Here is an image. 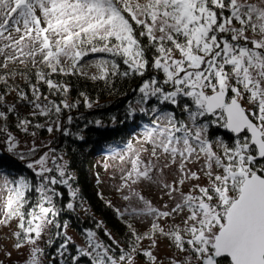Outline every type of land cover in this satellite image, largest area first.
Wrapping results in <instances>:
<instances>
[{
    "label": "snow or ice",
    "instance_id": "snow-or-ice-1",
    "mask_svg": "<svg viewBox=\"0 0 264 264\" xmlns=\"http://www.w3.org/2000/svg\"><path fill=\"white\" fill-rule=\"evenodd\" d=\"M0 41H7L0 47V84L5 86L0 108H6L0 110V132L6 137L0 148L18 156L38 178L33 183L24 175L0 177L5 193L0 226L18 221L13 246H31L25 264H42L44 250L37 240L47 226L61 227L54 218L59 216L56 198L64 194L56 186L66 185L73 200L79 195L70 183L74 177L68 161L59 162L62 155L53 148L38 155L35 141L27 153L18 152L20 142L8 130L10 114L21 131L28 133L32 126V120L19 115L18 103L31 107V117L49 118L35 125L49 133L60 128L64 110L78 107L81 101L70 102L69 85L54 80V74H80L106 84L115 77L137 76V104L155 98L159 105L128 109L129 115L150 111L155 118L138 138L139 147L129 141L119 150L128 167L121 170L117 191L128 204L114 210L128 229L127 247L100 221L96 228L112 243L98 231L84 229L87 246H76L71 264H80L82 257L90 258V264H164L155 254L162 238L175 250L168 264H264V0H0ZM89 53L112 58L92 61L97 71L89 74L81 65ZM9 63L23 65V70H10ZM17 76L24 79V88L9 84ZM42 86L61 97L59 102L49 99ZM11 93L16 102L9 104ZM80 95L92 108L87 96ZM167 105L177 106L185 118L161 107ZM72 121L69 114L67 122ZM212 125L235 134L232 142L209 139ZM9 159L0 155V168ZM166 171L173 173L171 181ZM144 183L164 190L170 203L153 204L139 188ZM32 190L39 197L29 211ZM74 207L67 203V209ZM126 215L150 218L151 224L139 232ZM177 217L179 222L167 223ZM70 243L65 232L60 257Z\"/></svg>",
    "mask_w": 264,
    "mask_h": 264
},
{
    "label": "trees",
    "instance_id": "trees-1",
    "mask_svg": "<svg viewBox=\"0 0 264 264\" xmlns=\"http://www.w3.org/2000/svg\"><path fill=\"white\" fill-rule=\"evenodd\" d=\"M100 58L111 59V55L107 53H89L82 61V71L86 73H95L97 70L94 66H90L91 62ZM118 62L120 58H116ZM23 65L9 64V69L23 70ZM122 69L126 68L121 64ZM31 68V64H29ZM0 71H3L0 69ZM31 75V72L29 73ZM162 73L160 76L162 77ZM53 79L69 85L70 91L68 99L70 102H75L77 99L81 101L78 107L69 110H64L60 116V128L57 129L55 139L52 145L41 146V151L38 155L48 151V148H53L59 154L64 156L68 161V172L74 177L70 181L73 188L79 189L78 197L73 200L70 194V189L66 185L56 186L58 191L63 193V196L56 198V205L59 209V216L55 217V224L61 225L57 228L51 225V234L49 240L46 241L43 247V257L46 264H61V260L65 264H71L72 257L78 255L76 246H80L77 242L72 240L68 245V250L64 257L57 254L59 246L64 242L65 232L69 236V231H74L79 237L85 239L84 229H93L98 231L99 236L106 243H112L108 236L105 235L103 229H97L98 222L103 221L104 226L112 233V235L122 245L127 247L129 239L128 229L118 217L114 208L110 207L106 200L102 197L101 193L96 187V171L91 167L90 162L93 156L104 152V149L109 146H126L129 141L145 126H151V121L155 116L149 112H140L137 110L134 114L129 115V105L139 109L145 107L150 109L153 106H159L155 98H152L148 103L139 105V93L137 86L140 84L141 79L137 76L129 77H115L111 83L106 84L103 80L93 81L85 75H68L63 74L53 75ZM9 84L13 86L18 85L24 88L25 81L22 77L17 76L15 79H10ZM5 90V86L0 84V92ZM41 91L48 95L49 99L57 100L58 95H50L46 86L41 87ZM84 93L89 102L93 103L92 108H88L84 103V97L80 94ZM9 104L16 102V94L11 93L7 98ZM27 105L22 103L17 104V109L21 117L27 116L32 120V126L29 127L30 131H39L43 136H49L51 133L47 128H36V124H46L49 118L43 116L31 117L29 113L23 114V108ZM165 111L175 110L179 118H185L180 109L175 105L161 106ZM6 110V108H0ZM72 115L73 121L71 124L67 122V116ZM113 117L115 119H113ZM52 119H55L53 116ZM95 120L102 121L101 125L93 123ZM17 117L10 114L7 124L10 132L24 133L18 129L15 124ZM4 124L0 120V126ZM67 130V133L65 132ZM222 138L231 143L233 136L226 129L222 128ZM83 139H80V137ZM209 139L215 140L219 137V125H212L208 130ZM5 134L0 132V146L3 145ZM28 149H18V152L27 153ZM0 155L10 158L9 162L0 168V175L7 176L9 180L18 178L24 175L31 179L33 183L37 182V177L32 169L27 167L24 161H21L18 156L6 153L5 150L0 148ZM31 160V157L27 158ZM58 175V174H57ZM39 193L34 190L28 194L29 204L26 210H31V207L37 202ZM73 202L75 207L73 210L67 209V203ZM125 219V218H124ZM126 220V219H125ZM64 225H67L65 228ZM57 232L60 235H57ZM70 237V236H69ZM52 243H49V241ZM86 243V241H85ZM118 251V250H117ZM80 264H90V258L82 257Z\"/></svg>",
    "mask_w": 264,
    "mask_h": 264
},
{
    "label": "rangeland",
    "instance_id": "rangeland-1",
    "mask_svg": "<svg viewBox=\"0 0 264 264\" xmlns=\"http://www.w3.org/2000/svg\"><path fill=\"white\" fill-rule=\"evenodd\" d=\"M14 36H18L19 34L13 33ZM4 43L7 41H0V47L3 46ZM5 52L7 54H11V49H6ZM40 57H37L39 60ZM4 61V56L0 55V64ZM11 64V63H9ZM23 114H27L31 111L30 106H26L23 108ZM16 122V121H14ZM57 129L54 127V131L51 132L49 136H43L39 131H30L28 133H16L12 132L14 136L19 140V148L20 149H29L32 146L33 141L38 146H45V145H52L55 139ZM144 130L139 131L131 140V142L139 147L138 138L142 139V134ZM32 132H35L36 135L33 137L31 135ZM126 146H109L104 149L103 153L93 156V159L90 162V165L96 171V187H98L99 192L101 193L102 197L106 201H111V204L116 208L123 209L127 206L128 202L124 201L121 197V194L117 191V188L120 186L121 180L120 177L122 175L121 170L126 169L128 167L127 161H121L119 158V150L124 149ZM58 155H61L57 152ZM63 156V155H62ZM163 159V158H162ZM66 161L63 156V160L59 161L63 163ZM51 166V163L49 164ZM194 170H196V166L192 165ZM174 171V169H173ZM166 178L171 181L173 178V173L166 171L165 173ZM0 177H3L0 175ZM200 183H205L202 179L199 181ZM195 183V182H194ZM140 190L150 199L153 204L156 206H161L164 203H170L168 197L164 195V190L156 185H149L148 183L141 184L139 186ZM184 191H188L187 185L184 187ZM5 193L0 191V209H2L3 204V197ZM135 204L136 202L133 201ZM126 220L130 219V222L133 223L134 227L137 228L139 232L146 231L147 228L151 224V219H138L136 217L129 218L127 215L124 217ZM179 222V217L176 218L175 221L168 220L167 223H175ZM163 223V221H162ZM17 220H13L9 226H0V260H3L5 264H25L26 259L30 255L31 246L26 245L25 247L17 250L14 248L15 237L12 233L17 229ZM51 234V225L47 226L44 232L41 235V238L37 240V246L41 249L46 244V241L49 240ZM69 236L72 238L73 241L77 242L80 246H87L85 243V239L79 237L74 231H69ZM169 240L167 238L159 239L158 247L155 250V254L164 261V264H168V257L173 254L175 251L172 248H169ZM143 244L146 246L148 241L145 240ZM11 252V257L6 255V252ZM42 264H46V261L41 256Z\"/></svg>",
    "mask_w": 264,
    "mask_h": 264
},
{
    "label": "flooded vegetation",
    "instance_id": "flooded-vegetation-1",
    "mask_svg": "<svg viewBox=\"0 0 264 264\" xmlns=\"http://www.w3.org/2000/svg\"><path fill=\"white\" fill-rule=\"evenodd\" d=\"M226 131L229 132L228 130H226ZM221 132H222V127L219 126V137H220V138H222V134H221ZM229 133L232 134V136L234 137L235 134H233V133H231V132H229Z\"/></svg>",
    "mask_w": 264,
    "mask_h": 264
}]
</instances>
